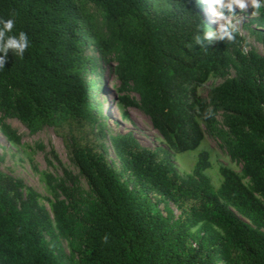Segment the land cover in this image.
Here are the masks:
<instances>
[{
  "label": "trees",
  "instance_id": "16d2710c",
  "mask_svg": "<svg viewBox=\"0 0 264 264\" xmlns=\"http://www.w3.org/2000/svg\"><path fill=\"white\" fill-rule=\"evenodd\" d=\"M207 6L0 0V18L15 14L16 29L31 41L23 57L10 51L0 68V131L20 144L5 119L30 134L63 130L70 160L94 197L84 196L80 177L63 166L62 179L48 175L62 194L49 211L37 190L0 169V264H264V12L247 24L263 52L240 32L205 47L192 37L198 26L215 27L205 20ZM100 62L112 64L118 103L146 114L165 143L145 146L133 132L111 136L133 187L98 140L108 124ZM211 75L223 81L204 97L198 90ZM205 135L241 168L221 166L217 188L205 173L209 151L199 153L188 176L174 162Z\"/></svg>",
  "mask_w": 264,
  "mask_h": 264
},
{
  "label": "rangeland",
  "instance_id": "374dc122",
  "mask_svg": "<svg viewBox=\"0 0 264 264\" xmlns=\"http://www.w3.org/2000/svg\"><path fill=\"white\" fill-rule=\"evenodd\" d=\"M208 7L209 6H207L204 13L205 20L211 22V24L215 26L213 18L208 11ZM251 11L252 9L249 8L248 11L239 12L237 14L239 32L247 38L253 47L263 52L262 44L256 40L250 28L247 26L250 19L258 16V14L252 15ZM87 52L93 53L91 46H88ZM100 66L101 69H104V81L106 82L100 100L103 104V112L108 116V124L105 129L107 136L98 137V140L106 145V155L119 176L123 180L129 181L131 187H133L129 173L123 169L114 151L110 139L111 136L133 132L145 146L151 148L164 147L165 143L160 134L153 128L151 120L146 114L138 108H125L118 103L120 95L117 94L116 88L120 83L111 70L112 64L100 62ZM231 73L235 74L234 71ZM222 81L223 78L211 75L206 84L198 90L199 94L206 97L210 88ZM131 95L134 98H138L135 93ZM4 122L10 124L11 127L17 130L21 136V142L20 144L11 143L0 131V169L22 178L28 186L37 190L43 196V198L40 199V203L43 206L51 211V203L56 198H62V194L59 191H57L56 194L55 190H53L48 183V175L53 176L54 182L62 179L64 177L63 166L80 177V187L84 196L90 199L94 198L85 179L80 175L79 169L70 160L69 152L62 135L63 130L57 132L53 126H45L37 133L30 134L29 130L16 119L7 118ZM52 150H55L61 162L51 154ZM201 151L210 152L212 165L205 173L210 177L212 184L216 188L222 183V176L219 171L221 166H227L236 172L241 171L240 166L232 162L225 151L220 148L218 141L211 136L205 135L204 140L196 150H190L175 155L174 162L181 175L188 176L192 173ZM170 206L174 209L176 215H179L180 212L176 206L173 203H170ZM160 207L164 208V205L161 204ZM62 242L66 251L70 253L69 241L62 238Z\"/></svg>",
  "mask_w": 264,
  "mask_h": 264
},
{
  "label": "clouds",
  "instance_id": "9594fccd",
  "mask_svg": "<svg viewBox=\"0 0 264 264\" xmlns=\"http://www.w3.org/2000/svg\"><path fill=\"white\" fill-rule=\"evenodd\" d=\"M202 2L209 6L208 11L215 27L205 30L198 26L192 39L196 45L205 47V42L235 40L239 33L237 22L239 12L248 11L249 8L252 9V15L264 12V0H202ZM30 45L28 34L16 29L15 14L8 18H0V68L5 67L10 51L15 57H23Z\"/></svg>",
  "mask_w": 264,
  "mask_h": 264
}]
</instances>
